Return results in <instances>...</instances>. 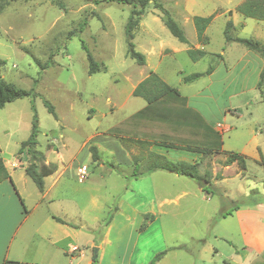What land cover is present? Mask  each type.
Segmentation results:
<instances>
[{
  "label": "rangeland",
  "instance_id": "rangeland-1",
  "mask_svg": "<svg viewBox=\"0 0 264 264\" xmlns=\"http://www.w3.org/2000/svg\"><path fill=\"white\" fill-rule=\"evenodd\" d=\"M155 1L181 25L187 44L171 35L153 0L143 8L104 0H0V60L4 61L0 76L16 87L32 89L35 94L6 103L0 109V158L9 169L10 164L14 166L18 160L25 161L23 166L28 165L29 156L25 150L19 153L18 149L21 141L30 134L35 111L39 129L35 148L44 157L37 160V164H44L46 156L55 160L60 151L64 161L69 157L73 159L75 174L73 178L69 173L61 179L56 190L61 192L57 200L52 204L42 203L23 220L25 208L30 209L38 198L36 185L27 179L28 183L22 189L20 170L14 173L25 205L22 207L18 199L21 195L14 190L20 204L14 220L17 226L14 228L17 231L15 240L20 238L26 226L31 227L27 234L28 240L31 239L29 256L36 252L37 243H43L35 235V230L42 227L36 215L47 210L70 222L82 220V228L74 239L80 258L76 254L71 264H91L95 249L94 264H150L152 261L154 264H234L229 255L236 249L233 245H239L238 235L234 232L232 219H221L220 216L231 211L234 202L222 197V191L213 185L207 188L208 192L198 189L203 182L197 183L189 177L164 170L151 175L124 177L123 174L130 175L134 170L141 172L148 167V160L153 155L149 149L152 142L147 141L148 138L170 136L167 131L156 130L154 125H145L138 132L147 137L146 140L136 141L128 137L131 132L126 117L137 110L138 102H142L137 99L135 102L131 92L150 70L155 71L187 97L189 105L205 118L229 127L222 134L225 152L218 150L206 154L197 164L200 175L209 172L211 177H217L229 147L239 142L233 133L237 123L245 121L241 123L245 125L256 120L257 127L264 129V105L258 110V117L254 112L252 116L243 114L244 109L237 110L239 114L228 111L231 105L240 101V97L228 95L240 86L249 87L254 79L253 72L235 76L232 70L231 74H225L220 61L218 65V55L211 54L220 53L225 46L223 30L229 19L237 26L247 20L244 29L230 28L233 36L236 33L252 39L257 30L252 26V19L237 13V6L246 0ZM133 10L138 20L132 40L135 49L141 52L144 48L151 50V46L165 49L162 56L154 55L148 60L145 57L144 65H138L126 54L124 27ZM194 15H212L204 33L207 38L204 43L196 39L192 23ZM82 43L99 65V70L94 73H88ZM195 43L205 45L209 52L198 61H192L185 51H171L175 46ZM232 48L236 50L231 49L229 53L246 49L240 43L233 44ZM211 63L214 67L218 65L211 76L183 81L184 76L203 72ZM260 87L264 89V77ZM169 98L181 100L171 95ZM44 100L53 106L56 116L48 111ZM240 113L243 119H240ZM91 145L97 147L104 164L92 161L88 151ZM122 146L131 149L134 165L139 160L141 166H129ZM182 151L161 148L159 153L167 160L178 161ZM109 163L123 173L118 174ZM48 165L55 170L54 164ZM82 165L87 167V175L79 181L76 172ZM244 173L245 178H228L222 185L234 200L238 198L236 190L244 188L246 201L264 199V167L249 162ZM252 188H256L255 192L249 193ZM183 191L185 193L181 194ZM218 228L229 229L234 235L214 239L213 229ZM1 234L0 240L3 239ZM203 239L209 248L205 246L200 255L197 250L205 245ZM177 245L181 247L175 252L171 247ZM162 251L167 252L166 256L156 258ZM63 256V263L69 264L68 257Z\"/></svg>",
  "mask_w": 264,
  "mask_h": 264
},
{
  "label": "crops",
  "instance_id": "crops-1",
  "mask_svg": "<svg viewBox=\"0 0 264 264\" xmlns=\"http://www.w3.org/2000/svg\"><path fill=\"white\" fill-rule=\"evenodd\" d=\"M229 15H231L230 12ZM240 15L243 16L242 14ZM245 18H250L254 21L252 26L255 27L257 33L252 39L259 41L264 47V20L251 17ZM229 20L232 22V28L234 30L244 29V26L247 25V20L241 21L238 26L231 19ZM234 37L241 36L235 33ZM236 43L237 42L235 41L225 42V46L221 49V52L212 53L211 56L213 54H219V56H217L218 65L220 61L225 74H231L232 72L230 71L232 70L234 71L235 76H244L250 71L253 72L254 79L249 87L240 86L237 91L228 95V97L233 95L240 97L239 103H237V105H231L232 108H229L228 111H234V113L239 114L237 110L244 109L243 114L252 116L254 112L258 117V110L260 107H262L261 105H264V89H262L263 93H261L257 85L260 80L261 72L264 68V59L258 52L247 49L245 46L244 47L246 49L242 52L229 53V50L235 49L232 48V45ZM191 46H194V48L203 49L206 52L202 58L207 56L209 53L205 50V45L195 43ZM188 48L189 46H175L173 49H171V51L173 53H180L182 51L186 52ZM143 50L144 51L142 53L148 60L149 57L154 55L162 56L164 53L163 50L165 49H163L162 46H159L158 48L156 46H151V50L149 48H144ZM218 65L215 67L213 65V70L208 76H211L214 73ZM150 72L156 73L153 70H150ZM157 75L165 83H167L163 77H161L159 74ZM247 93L251 94L245 96ZM130 95L131 97H134L135 102L136 99L141 100L142 102H138L137 110L133 111V113L126 117L130 129L129 131L131 132L128 134V137L131 136L136 141L146 140L147 137H143L142 134L138 132L145 125L149 127L150 125H154L156 130H164L170 133L169 137L147 139V141L152 142L149 149L153 153L160 154L159 152L161 148L183 150L182 155L178 154L180 155L179 159L184 160L188 158V162H200V159L205 156V154L202 152L188 150V146L212 149L213 152L216 150H219V152H225L223 149L224 143L222 140V134H220L216 129V125L219 122H212L205 118L198 109L189 105L187 97H183L180 92L178 98L181 100H172L169 98L170 95H164L152 103H147V101H145L144 98L140 96H134L132 92ZM241 115L242 113H240V116ZM242 116L240 119H243ZM152 122H154V124H152ZM244 122L245 121H240L234 127L233 133L236 138H239V142H235L237 145L229 147V150L231 152H237L246 157L245 168L241 169L236 162H233L229 165H223L221 167L220 174L217 177L213 176L211 181L214 187H216L220 192H223L220 193L222 197L227 198L230 202H239L237 207H233L231 209L230 214L221 217V219H232L231 223L235 227L234 232L236 235H238L239 239V245H233V247H236V249H234V252L229 255V258L234 260V264H264V199H252L251 201H246L244 197L246 196L244 195V188L241 191L236 190L238 193V198L234 200L231 193L228 192V189L222 185L223 182H226L225 180L228 178H245L246 176L244 172L247 169L249 162H256L264 167V129L257 127L258 123L256 120H252L245 125L241 124ZM162 142L174 144L176 147H166L156 144ZM154 146H156V148ZM123 148L128 156L129 166H136L132 160L133 153L131 152V149H127V147ZM72 160L73 159L69 157V159L64 161V155L60 151L56 154L55 160L49 159L46 156L44 164H54L55 170L51 174L44 177V189L42 192L38 191L36 188V195L38 198L30 209L25 208L24 212L26 215L24 216L25 218L23 217V220L27 219L31 214V211L38 209L42 203L52 204V202L59 198L61 192L57 193L56 190L61 182V179L64 178V176L69 175V173L70 177H75V174H73L74 168L72 167ZM66 161L68 163H64ZM17 162H14V166L10 164V169L9 166H6L10 175V179H5L0 183V233L3 235V239L0 240V264H64L63 255L68 257L69 264H71L76 257V254L78 255V252L75 250L77 249V245L74 239L76 234L79 232V229L82 228L81 218L78 219L79 223H75L67 221L58 215H54L47 210H42L44 212H39L36 216L40 218L42 227H38L35 230V235L40 240H42L43 243H37V246H35L36 252L33 253L32 256H29L28 253L31 245V239L29 241L27 237L31 227L26 226L20 238L15 240V234L17 231H15L14 228L17 226L16 223H14V220L17 217L18 209L20 207L18 199L23 207L24 198L21 194L19 186L17 185V180H14L13 176L16 171L20 170L19 172L22 175L20 186L22 189L27 185V179H30L23 170L25 166H23L22 163H25V161L18 160ZM136 163H138V166H141V162L139 160ZM99 167H103V165H99ZM104 171L107 170L104 169ZM143 171L145 170H141V172ZM158 171L160 170L151 171L149 174L151 175ZM198 189L202 188L199 187ZM255 189L256 188L250 189L249 193H254ZM14 190L17 193L19 192L21 195L19 196L23 202H21L20 198L17 199L16 196H14ZM183 193L185 192L183 191L181 194ZM163 200L167 201V198H164ZM60 211L65 212L64 209H61ZM11 216L13 217V220ZM55 218H60L65 223L58 222ZM12 222L14 223L13 227ZM110 227L111 223L109 224L107 230H109ZM213 232L215 234L214 239L234 235L231 230L223 228H218L217 230L213 229ZM203 241L204 244L206 241L205 239H203ZM205 246H207L206 243L203 247L198 248L197 252H199L200 255L204 252ZM178 247H181V245L172 246L171 249H175L174 251L176 252ZM207 247L209 248V246ZM212 251L218 253L216 248H212ZM166 253L167 252L163 254V257L166 256ZM78 256L80 258V254Z\"/></svg>",
  "mask_w": 264,
  "mask_h": 264
},
{
  "label": "trees",
  "instance_id": "trees-1",
  "mask_svg": "<svg viewBox=\"0 0 264 264\" xmlns=\"http://www.w3.org/2000/svg\"><path fill=\"white\" fill-rule=\"evenodd\" d=\"M28 1V0H24ZM104 1H115L118 3H127L133 6V8L136 7V5H140L141 8H143L150 0H104ZM155 7H157L161 14V20L163 24L166 26V28L169 30L172 36H174L176 39H178L182 43H188V39L184 33L183 28L181 25L170 15L168 10H166L162 4L156 2L153 0ZM98 2V1H96ZM237 11L242 14L245 17H251L256 19H262L264 20V0H246L243 3H241L239 6H237ZM136 12L135 10L131 11V14L129 15L127 22L124 27V33H125V39L127 43V50L126 54L131 59L135 60V62L138 65H144L145 64V55L136 50L133 43L134 38V29L136 28L138 24V20L135 17ZM212 20V15L208 16H200V15H194L192 17V23L196 31V39L198 42L204 43L207 41L206 36L204 35L205 29L208 26V24ZM232 27V22L228 20L225 24L224 30H223V36L225 42L235 41L237 43L242 44L247 49L254 50L258 52L264 59V47L263 45L254 39L250 38H243V37H234L230 33V28ZM206 44V43H205ZM82 47L86 52V58L88 61V73H94L99 70V65L95 60L93 59L91 53L87 50L86 46L82 43ZM187 55L192 61H197L198 59L202 58L206 52L203 49L200 48H194L192 46H189V48L186 50ZM219 56V54H216ZM4 61L0 60V66L3 64ZM213 70V64L211 63L207 69L204 72H195L188 74L183 77L184 82H189L193 79L199 78L203 75H209ZM264 77V69L261 72L260 80L258 82V88L260 89L261 93H263V90L261 89V80ZM132 94L134 96H140L147 101V103H152L156 101L157 99L163 97L164 95H171L173 98L179 97V92L176 88L168 85L165 83L156 73L150 72L147 77L142 80L132 91ZM34 91L22 89L19 87H16L13 83L5 81L2 77H0V109L5 106L6 103L12 102L16 99H21L24 97H33ZM175 96V97H174ZM45 105L48 107V111L51 112L54 116V110L53 106L49 104L47 101L44 100ZM32 109L34 111V107L32 105ZM39 132L38 129V120L37 115L34 111L33 119H32V125H31V131L27 139L21 141L18 152L21 153L25 150L26 154L29 156V163L27 166L24 167V173L31 179V181L36 185V188L38 191L42 192L44 189V177L51 174L54 171V168L52 166L46 165V164H37V160L43 159V154L38 151L35 146L37 145V134ZM157 145H162L166 147H176L174 144H167L165 142L162 143H156ZM188 150L196 151V152H202L203 154H210L212 149L207 148H197V147H187ZM88 151L91 155V159L93 162L104 164V162L101 160L98 149L96 146L91 145L88 147ZM218 151V150H216ZM227 156L225 159V162L223 165H229L233 162H236L241 169L245 168L246 164V157L237 153V152H226ZM149 164L145 171L143 172H137L133 171L130 175L123 174L125 178L129 176H138L142 175L144 173H149L154 170H164L170 173H174L177 175H183L186 177H189L197 183H202L199 185L202 190H207L209 186H212L211 183V174L209 172H205L203 175H200L197 169L198 162H188L184 160H178V161H170L165 159L160 154H155L150 157L148 160ZM109 166L115 169V171L118 174H122L123 172L116 166H114L112 163H109ZM138 166L136 165L135 168ZM10 179V175L7 171V168L0 158V183L5 180ZM216 190H214L215 192ZM21 200V199H20ZM22 202V200H21ZM239 203L236 201L234 202V207H237ZM230 214L229 212H223L220 214L221 217H224L225 215ZM58 222L65 223L60 218H55ZM165 251H162L156 255V258H159L161 255H163ZM96 261V260H95ZM150 264H154V262H150Z\"/></svg>",
  "mask_w": 264,
  "mask_h": 264
},
{
  "label": "built area",
  "instance_id": "built-area-1",
  "mask_svg": "<svg viewBox=\"0 0 264 264\" xmlns=\"http://www.w3.org/2000/svg\"><path fill=\"white\" fill-rule=\"evenodd\" d=\"M216 129L220 134H223L224 132L228 131L229 128L227 126L222 125L221 123H217ZM86 175H87V167L85 165L79 166L77 168L78 179L81 181L86 177Z\"/></svg>",
  "mask_w": 264,
  "mask_h": 264
},
{
  "label": "water",
  "instance_id": "water-1",
  "mask_svg": "<svg viewBox=\"0 0 264 264\" xmlns=\"http://www.w3.org/2000/svg\"><path fill=\"white\" fill-rule=\"evenodd\" d=\"M96 256H97V249H95V251H94V255H93V257H92V262H91V264H94V262H95V260H96Z\"/></svg>",
  "mask_w": 264,
  "mask_h": 264
}]
</instances>
